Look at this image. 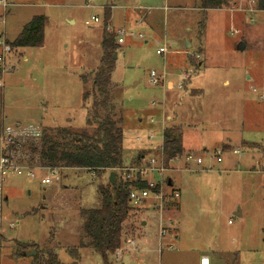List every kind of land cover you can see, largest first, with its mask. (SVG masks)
<instances>
[{
  "label": "rangeland",
  "instance_id": "rangeland-1",
  "mask_svg": "<svg viewBox=\"0 0 264 264\" xmlns=\"http://www.w3.org/2000/svg\"><path fill=\"white\" fill-rule=\"evenodd\" d=\"M6 2V9L0 6L4 20L0 55L4 42L12 41L33 16L44 15L46 23L42 46L11 48L4 53L0 126L39 130L85 127L92 98L83 101L82 93L84 88L91 89L103 54V23L107 21L103 13L113 6L115 18L108 22L121 27V12L129 10L127 5L145 8L136 11L145 15L144 23L132 28L143 38L127 36L122 45L113 41L118 47L113 54L111 97L123 115L124 158L135 164L136 153L146 155L145 159L160 153L159 126L165 110L173 115L172 121L166 120V129L177 130L182 138L180 159L189 152L200 157L201 163L190 160L186 169L180 161L164 159L170 169L165 175L180 193L177 202L163 209L165 234L159 237L155 208L134 209L123 225L121 245L108 256V264H197L202 255L209 257L210 264H264V13L202 9L199 0ZM238 7L255 5L251 0H235L232 8ZM92 16L99 21L91 20ZM235 29L239 33H233ZM187 40L191 50L185 48ZM241 42L245 46L240 50ZM160 47L166 48L162 55L156 53ZM197 49H201L202 66L184 89L180 75L186 72L181 68L185 52ZM10 64L12 70H7ZM151 71L164 72L163 86L149 83ZM191 88L202 92L189 95ZM149 132L155 134L152 143L145 138ZM42 173L6 177L0 264H35L40 250L47 248L69 264L72 258L67 249L71 247L79 251L78 264H106L87 245L80 211L99 205L98 188L109 173L95 177L84 169L62 167L47 184L40 181ZM17 242L35 243L37 254L36 249L23 250ZM30 251L35 254L28 255Z\"/></svg>",
  "mask_w": 264,
  "mask_h": 264
},
{
  "label": "trees",
  "instance_id": "trees-1",
  "mask_svg": "<svg viewBox=\"0 0 264 264\" xmlns=\"http://www.w3.org/2000/svg\"><path fill=\"white\" fill-rule=\"evenodd\" d=\"M259 10H264V0H253ZM202 9H227L233 6L235 0H199ZM110 11L104 12V20H108ZM46 17L33 16L12 40L6 41L10 48L40 47L44 43ZM113 36L106 31L102 34V57L100 65L91 79V89L84 88L83 101L92 98L87 111L85 127L75 129L66 127H48L41 129L36 139H27L8 147L19 154V162L29 165L49 166L55 168H75L90 171L95 177L114 171L113 182L108 179L100 185L99 205L95 208L81 209L82 228L87 245L99 252L106 262L120 247L124 223L131 215L128 205V190L134 182L127 180L119 169L125 166L123 155V115L111 97V73L114 70L113 54L117 45ZM83 84L87 83L81 76ZM163 151L168 158L179 155L183 151L181 136L172 128L165 129ZM144 154V153H142ZM141 153L133 160L138 163ZM138 186L144 187V181H138ZM23 250L38 248L35 243L17 242ZM86 245V244H81ZM72 261L78 264L79 251L76 247L68 248ZM35 264H65L62 263L52 248L40 250V258Z\"/></svg>",
  "mask_w": 264,
  "mask_h": 264
},
{
  "label": "built area",
  "instance_id": "built-area-1",
  "mask_svg": "<svg viewBox=\"0 0 264 264\" xmlns=\"http://www.w3.org/2000/svg\"><path fill=\"white\" fill-rule=\"evenodd\" d=\"M245 1V0H240ZM254 3L253 0H251ZM242 3V2H241ZM9 5L6 0H0V6L3 9ZM241 5V4H240ZM139 10L145 9L144 7H138ZM239 10H243L246 12H258L254 7H250L247 9H242L238 7ZM264 12V10H262ZM143 16L139 17L135 21L134 26H129L127 29L125 26L115 27L108 22V20L103 23L104 30L113 36L114 42L117 45H122L125 42L127 36H132L134 38H143V34L141 32H135L132 30L136 25H139L142 22ZM91 20L94 22L99 21L96 16H92ZM253 18L250 17L249 21H252ZM86 24L88 21H85ZM103 22V20H102ZM4 20L0 19V24H3ZM233 33H239V30H232ZM3 54L0 55V71H5V52H11V48L5 42L3 44ZM165 51L164 47L159 48L156 53L163 54ZM8 69L12 70V64L8 65ZM10 71V70H9ZM187 74H183V78L181 80H186ZM162 77H164V73L159 75L155 71H151L149 73V83L152 85H159L162 81ZM188 78V77H187ZM183 82V81H181ZM178 87H182L181 84ZM263 97V96H261ZM165 118L161 120V133H160V143L157 144V147H160V153L158 155L148 154V158L145 159L146 155L141 157V161L139 163H127L125 166L121 167L119 171H121L127 180L134 182L133 185L130 186L128 190L127 200L128 205L131 207V210L140 209L142 207H153L154 210L159 214V237L163 236L162 224L163 217L162 212L164 207H167L177 202L180 193L179 190L172 185V180L165 175L170 169H167L164 165V159H169V162L180 161L184 164L186 169H189V161L195 160L197 164L201 163V158H194L189 152L182 155L180 159L179 155L168 158L163 151V141L165 134ZM150 122L153 123V118H150ZM41 130L36 127H14V126H0V212H1V203L3 198V185L6 181V177L9 174L16 175H26L28 177H35L38 171H42L40 177L41 183H50L52 178L56 177L58 174V170L60 168L49 167V166H40V165H29L25 162H19V154L14 150H7L9 146L18 143H21L27 139H36L40 135ZM145 138L148 142L152 143L155 134L149 132L145 135ZM137 140H141V137H137ZM235 150L234 152H236ZM165 154V155H164ZM216 161L220 162V156L216 157ZM177 163V162H175ZM156 176V177H155ZM138 181H144L145 186H138ZM131 211V212H132ZM1 218V217H0ZM11 227L14 223L9 224ZM165 234V233H164ZM130 244H133V241H129ZM119 249V248H118ZM199 264H209L208 256H201L199 260Z\"/></svg>",
  "mask_w": 264,
  "mask_h": 264
},
{
  "label": "crops",
  "instance_id": "crops-1",
  "mask_svg": "<svg viewBox=\"0 0 264 264\" xmlns=\"http://www.w3.org/2000/svg\"><path fill=\"white\" fill-rule=\"evenodd\" d=\"M253 5H254V3H253ZM106 7V5L103 7V10H104V8ZM108 8V10H110V15H111V17H109L110 18V22L112 23L113 22V20H114V18H115V13H113V11H112V9H113V6H107ZM127 7L129 8V10H126V12H121V17H122V20H123V26H125V25H128V26H134L135 25V21L137 20V19H139V17H141V16H143V19H142V22L144 23V19H145V15L143 14L142 15V13H137L136 11L137 10H139L138 9V7H136V5L135 4H132V5H127ZM127 7H124V8H127ZM254 8H256V7H254ZM257 9V8H256ZM226 10H229L230 12H234V11H238V12H244L243 10H239L238 8H227ZM257 10H259V9H257ZM139 11H141V10H139ZM258 12H263L262 10H259ZM264 13V12H263ZM104 14V13H103ZM124 18H127L128 19V23L127 22H125V19ZM141 22V23H142ZM110 23V24H111ZM126 23V24H125ZM140 23V24H141ZM139 24V25H140ZM146 28H148V26L146 25ZM236 30V29H235ZM238 30V29H237ZM114 40V39H113ZM187 44H189V47L187 46ZM161 48V47H160ZM165 48V47H164ZM185 48L187 49V50H191L192 49V43L191 42H189L188 40L186 41V45H185ZM157 51V50H156ZM165 51H166V48H165ZM165 51L163 52V54L165 53ZM200 52H201V49H197L196 51H192V52H189V51H186L185 53H186V55H187V57H184V66L183 67H181V68H183L184 70H186V72H184L183 74H187L188 76V78L186 77V80L185 81H183L184 82V89L187 87L188 88V85L189 84H191L190 82H191V80H192V74H197L199 71H200V68H201V66H202V60L199 58V55H200ZM160 55V54H159ZM192 60H196V65H193L192 64ZM164 73V72H163ZM162 74V73H161ZM183 74L182 75H180L181 76V78H183ZM204 74H203V72H202V76H203ZM165 74H164V77H162V81H161V83L159 84L160 86L162 85H164V81H165ZM247 78H250L249 76L247 77ZM194 79V78H193ZM225 83H227V81H225ZM192 90H197V92L195 93V94H192L191 93V91ZM187 92H188V94L189 95H196V94H200L201 92H202V89H200V88H191L190 90H187ZM164 110V109H163ZM164 116H163V118H165V120H170V121H172V119H173V115H170V114H168V113H166L165 112V110H164V114H163ZM152 118V117H151ZM140 121H141V119H139ZM165 123H166V121H165ZM169 128V127H168ZM159 129L161 130V127L159 126ZM166 129V128H165ZM176 132H177V130H175ZM181 143H182V138H181ZM182 147H183V144H182ZM183 149H184V147H183ZM148 151V150H147ZM151 152V151H150ZM136 155H137V153H136ZM135 155V156H136ZM135 156H133V158L135 157ZM143 155H141V157H142ZM131 158H129V159H127V161L125 160V162L126 163H131V160H130ZM140 161H141V158H140ZM104 174V173H103ZM107 175H108V173H107ZM108 177V176H107ZM5 198H6V196H5ZM10 223H12V222H10ZM9 223V224H10ZM140 225L142 226V227H144V226H146V222L145 221H141L140 222ZM10 226V225H9ZM11 227V226H10ZM42 250V249H41ZM202 256H206V255H202ZM209 258V257H208ZM199 260H200V258H199ZM197 264H199V261H197ZM209 264H210V259H209Z\"/></svg>",
  "mask_w": 264,
  "mask_h": 264
},
{
  "label": "water",
  "instance_id": "water-1",
  "mask_svg": "<svg viewBox=\"0 0 264 264\" xmlns=\"http://www.w3.org/2000/svg\"><path fill=\"white\" fill-rule=\"evenodd\" d=\"M187 46L189 47V44H187ZM244 43H240L239 44V46H238V49H243L244 48ZM116 54H114V56H115ZM113 179H114V171H110L109 172V176H108V181L109 182H113ZM33 254H35V251H30L29 253H28V255H33Z\"/></svg>",
  "mask_w": 264,
  "mask_h": 264
}]
</instances>
